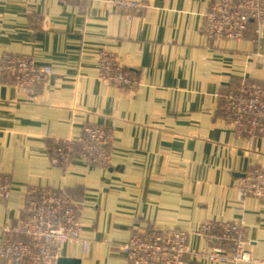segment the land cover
I'll use <instances>...</instances> for the list:
<instances>
[{
    "label": "crops",
    "instance_id": "obj_1",
    "mask_svg": "<svg viewBox=\"0 0 264 264\" xmlns=\"http://www.w3.org/2000/svg\"><path fill=\"white\" fill-rule=\"evenodd\" d=\"M119 1L130 0H0V59L27 55L54 72L33 94L0 74V173L10 180L0 228L23 215L30 187H47L68 194L84 225L87 253L69 242L60 253L77 264H129L121 245L138 231L179 228L201 249L194 232L208 221L243 224L247 251L264 260V197L234 188L264 170V137H238L224 113L230 93L264 82V19L241 41L211 42L210 0H133L140 11ZM103 53L139 85L99 79ZM85 125L112 131L111 163L76 149L67 167L52 165L54 139Z\"/></svg>",
    "mask_w": 264,
    "mask_h": 264
},
{
    "label": "built area",
    "instance_id": "obj_2",
    "mask_svg": "<svg viewBox=\"0 0 264 264\" xmlns=\"http://www.w3.org/2000/svg\"><path fill=\"white\" fill-rule=\"evenodd\" d=\"M84 1V0H73ZM120 11H140L142 3L119 1ZM264 19V0H210L204 15L203 32L209 41L244 39L251 21ZM99 77L113 87L136 88L138 81L129 76L113 55L102 54ZM0 74L12 80L14 86L33 94L35 87L54 75L52 67L37 65L27 55L7 53L0 59ZM227 122L238 137H264V82L245 85L230 93L224 105ZM50 153L52 165L66 167L75 148L89 164L105 166L111 163L112 134L103 127L84 126L76 137L55 138ZM240 197H264V170L241 176L235 183ZM10 194V180L0 173V201ZM72 199L64 190L30 187L23 215L15 224L0 228V261L3 264H58L65 243L89 248ZM208 245L194 249L188 245V233L179 228L134 232L121 245L129 264H184L189 260H211L228 264H264L247 251L245 227L235 222L201 223L194 232Z\"/></svg>",
    "mask_w": 264,
    "mask_h": 264
},
{
    "label": "rangeland",
    "instance_id": "obj_3",
    "mask_svg": "<svg viewBox=\"0 0 264 264\" xmlns=\"http://www.w3.org/2000/svg\"><path fill=\"white\" fill-rule=\"evenodd\" d=\"M209 7V6H208ZM100 63V62H99ZM99 79H101L100 77H99ZM138 85H139V83H138ZM116 88H121V87H116ZM85 126H95V127H103V126H98V125H85ZM103 128H106V127H103ZM106 129H108V128H106ZM110 132H111V134H112V131L110 130V129H108ZM113 138H114V136H113V134H112V144H111V146H110V150H111V153H112V156H111V160H112V157H113ZM76 149H78L79 151H80V149L77 147V148H75V150H74V152L76 151ZM70 161H71V159H70ZM69 164H70V162H69ZM68 164V165H69ZM67 165V166H68ZM66 166V167H67ZM99 166V165H98ZM105 166H107V165H105ZM63 167V166H62ZM103 167V166H102ZM157 230V229H156ZM245 233H246V230H245ZM246 242H247V240H246ZM124 244V243H123ZM247 244H248V242H247ZM246 247H247V245H246ZM259 260H261V261H264L263 259H259ZM208 261H211V260H208Z\"/></svg>",
    "mask_w": 264,
    "mask_h": 264
},
{
    "label": "water",
    "instance_id": "obj_4",
    "mask_svg": "<svg viewBox=\"0 0 264 264\" xmlns=\"http://www.w3.org/2000/svg\"><path fill=\"white\" fill-rule=\"evenodd\" d=\"M58 264H77L78 261L76 259H67V258H59Z\"/></svg>",
    "mask_w": 264,
    "mask_h": 264
},
{
    "label": "trees",
    "instance_id": "obj_5",
    "mask_svg": "<svg viewBox=\"0 0 264 264\" xmlns=\"http://www.w3.org/2000/svg\"><path fill=\"white\" fill-rule=\"evenodd\" d=\"M227 101H228V99H227ZM52 150H53V149H52ZM52 150H51V151H52ZM50 153H51V152H50Z\"/></svg>",
    "mask_w": 264,
    "mask_h": 264
}]
</instances>
